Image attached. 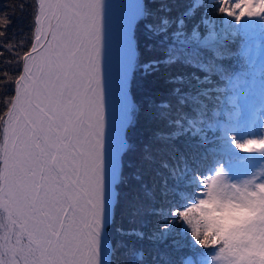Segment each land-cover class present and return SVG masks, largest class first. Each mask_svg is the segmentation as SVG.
<instances>
[{
	"label": "snow or ice",
	"instance_id": "obj_1",
	"mask_svg": "<svg viewBox=\"0 0 264 264\" xmlns=\"http://www.w3.org/2000/svg\"><path fill=\"white\" fill-rule=\"evenodd\" d=\"M14 7L30 24L11 39L0 14V264H264V0ZM138 29L162 57L141 62ZM162 68L172 87L137 102L136 73Z\"/></svg>",
	"mask_w": 264,
	"mask_h": 264
},
{
	"label": "trees",
	"instance_id": "obj_2",
	"mask_svg": "<svg viewBox=\"0 0 264 264\" xmlns=\"http://www.w3.org/2000/svg\"><path fill=\"white\" fill-rule=\"evenodd\" d=\"M20 0H0V14L7 13L12 16L13 23L10 25L9 30V38L20 40L25 38L29 32V10L25 9L22 14L18 7H14L18 5ZM30 0H25V3H29ZM187 0H177V3L183 6ZM138 40H139V48L141 53V62L162 57L163 53L159 51H148L146 48V44L150 43L146 41L143 36L142 29H138L137 32ZM231 61H229L230 63ZM185 72L196 71L195 69L187 68V69H179ZM173 72L177 71L176 68L172 70ZM166 73L162 68L161 71L156 72L150 76H142L140 72L136 73L135 80L132 85V93L135 96L137 102L144 104L148 98V96H153L157 100L162 99L164 95L169 91L172 87L169 84L165 83ZM152 127H155L153 125ZM150 134L149 129L145 126L143 118H141L140 123L137 128L130 132L132 139L137 140L140 137L147 138ZM179 145L180 141H176ZM153 173L149 172L147 176H145V180L151 183ZM138 187V186H137ZM157 217L151 215H144L136 217L135 222H130L129 217L127 215H123L120 212L117 213L116 216V226H122L124 229H142L146 233L151 231L156 226ZM147 221V224L144 225L142 222ZM113 240L126 239L130 245H135L137 248L143 247L145 250L151 251L153 245L148 240H137L135 237H121L113 231L112 233ZM127 259V258H124Z\"/></svg>",
	"mask_w": 264,
	"mask_h": 264
},
{
	"label": "rangeland",
	"instance_id": "obj_3",
	"mask_svg": "<svg viewBox=\"0 0 264 264\" xmlns=\"http://www.w3.org/2000/svg\"><path fill=\"white\" fill-rule=\"evenodd\" d=\"M245 138H248L247 136H245ZM241 155H245V154H241Z\"/></svg>",
	"mask_w": 264,
	"mask_h": 264
}]
</instances>
